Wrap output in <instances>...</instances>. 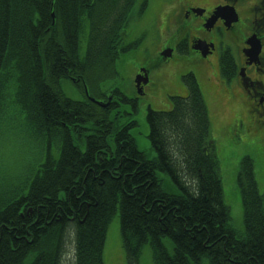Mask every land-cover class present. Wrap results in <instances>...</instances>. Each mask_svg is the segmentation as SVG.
<instances>
[{
	"label": "trees",
	"instance_id": "trees-1",
	"mask_svg": "<svg viewBox=\"0 0 264 264\" xmlns=\"http://www.w3.org/2000/svg\"><path fill=\"white\" fill-rule=\"evenodd\" d=\"M134 2L0 0V125L19 122L30 147L35 143L40 151L51 141L59 148L33 177L0 191V264H62L65 254L70 264H103L107 224L115 213L127 264H139L144 244L153 264H199L204 258L211 264H264V210L252 161L239 162V237L223 205L206 106L192 75L182 77L187 96L170 97V110H147L154 160L136 148L130 135L135 122L123 121L129 114L120 106L131 100L119 89L105 107L88 98L95 96V83L101 93L102 82L115 73L122 26ZM84 4L87 12L80 16ZM54 10L61 32L56 17L51 24ZM59 78L73 83L83 99L62 92ZM158 172L177 192L162 189Z\"/></svg>",
	"mask_w": 264,
	"mask_h": 264
},
{
	"label": "rangeland",
	"instance_id": "rangeland-1",
	"mask_svg": "<svg viewBox=\"0 0 264 264\" xmlns=\"http://www.w3.org/2000/svg\"><path fill=\"white\" fill-rule=\"evenodd\" d=\"M163 1L165 0H149L147 6L142 9L144 0H136L130 8L118 46V57L114 64L115 73L102 82V90L109 92L118 88L131 100L120 106V110L129 114L128 117L123 118V121L135 122V125L130 129V135L136 148L144 154L146 159L154 160L156 152L148 137L147 109L151 107L156 111L170 110L169 96L183 97L186 95V88L181 76L189 71L196 74L209 117V135L214 142V153L218 161L223 202L228 209L232 230L242 237L244 234L243 208L236 175L239 162L244 156H248L253 162L255 187L263 195L262 202L264 203V164L250 137V123L246 106L243 101H239L233 96L238 91L235 85L229 86V90L226 91L227 83L224 86L222 80L218 79L215 58H210L209 64L198 62V65L193 57L180 55L176 50H173L168 61L161 59V49L168 46L176 47L179 39L176 35V27L171 23L163 22V14L167 9L163 7L158 12L159 4ZM193 1L195 4L198 3V0ZM211 1L206 0L208 4ZM245 25L246 17L243 16L236 27L238 37L243 36ZM86 39L87 31L85 30V38L82 36L79 40L82 53L86 47ZM130 44L132 46L129 49L121 51L123 47ZM142 68L150 71V80L144 87V95H139L134 85V79L137 70ZM97 86L98 83H95L93 93L97 99L104 103L107 98L104 93H99ZM63 91L74 100L83 99L76 86L70 81L64 84ZM233 120L238 122L237 126L233 127ZM14 123L8 122L0 127V129L12 130L0 137V163L3 165V170L14 174L13 178L8 176L0 179L2 195L14 190L20 182L32 175L46 158L35 147V143L29 151L25 152L27 147L26 132H17L20 129L13 130ZM157 176L164 191L177 192L167 174L158 172ZM162 242L167 251L172 254L171 240L164 237ZM68 261L69 258L66 256L63 258L62 264H70ZM139 263L153 264L152 252L148 244H144L141 248ZM103 264H127L117 213L111 216L107 224L103 246ZM199 264L211 263L204 258Z\"/></svg>",
	"mask_w": 264,
	"mask_h": 264
},
{
	"label": "flooded vegetation",
	"instance_id": "flooded-vegetation-1",
	"mask_svg": "<svg viewBox=\"0 0 264 264\" xmlns=\"http://www.w3.org/2000/svg\"><path fill=\"white\" fill-rule=\"evenodd\" d=\"M228 10L237 15V20L228 15ZM241 14L248 20L246 35L244 32L238 37L236 23ZM170 15L169 21L177 29L180 54L206 64L213 57L219 72L222 58L232 60L224 70L225 80L240 92L234 96L246 106L250 137L264 164V0H212L210 4L206 0L197 4L178 0ZM249 38L257 43L258 51L252 52L246 44Z\"/></svg>",
	"mask_w": 264,
	"mask_h": 264
},
{
	"label": "bare ground",
	"instance_id": "bare-ground-1",
	"mask_svg": "<svg viewBox=\"0 0 264 264\" xmlns=\"http://www.w3.org/2000/svg\"><path fill=\"white\" fill-rule=\"evenodd\" d=\"M134 5V4H133ZM132 5V6H133ZM87 7V5H85L84 4V7H83V10H81V12H80V16H82V15H84L87 11H86V8ZM56 11H58V10H56ZM54 13H55V10H54V12H50V14H49V16H50V19H51V21H52V26H54V23H55V17H56V20H57V24H56V26H55V29H56V31L58 32H61L60 30L62 29V25H61V20H60V15L58 14V12H56L55 13V15H54ZM81 18V17H80ZM77 32V31H76ZM256 50L258 51V45H256ZM85 50H86V47H85V49H84V51H83V53H82V51H81V49H79V54L80 55H83L84 54V52H85ZM14 66V63H12V62H10L9 63V67H13ZM3 71H2V67H0V73H2ZM57 82L58 83H56V85L58 86V88L59 89H61V91L62 92H64L63 91V86H64V84H66V80L65 79H63V78H59V79H57ZM16 85H17V89H21L19 86H18V84L16 83ZM21 92H23V89H21L20 90ZM92 101V100H91ZM92 102H95V101H92ZM95 104H97V105H99L97 102H95ZM21 107L22 108H24L22 105H21ZM17 132H23V131H21V130H19V131H17ZM108 146H109V144H108ZM50 147H51V149H54L55 147H56V143L55 142H53V141H51V145H50ZM68 257V255L67 254H65L64 256H63V258L64 257ZM62 258V259H63Z\"/></svg>",
	"mask_w": 264,
	"mask_h": 264
},
{
	"label": "water",
	"instance_id": "water-1",
	"mask_svg": "<svg viewBox=\"0 0 264 264\" xmlns=\"http://www.w3.org/2000/svg\"><path fill=\"white\" fill-rule=\"evenodd\" d=\"M165 55V54H164ZM142 82L140 78L137 79V85H139Z\"/></svg>",
	"mask_w": 264,
	"mask_h": 264
}]
</instances>
